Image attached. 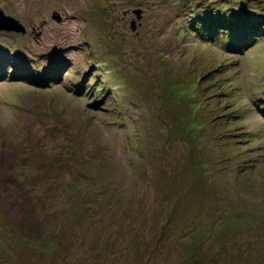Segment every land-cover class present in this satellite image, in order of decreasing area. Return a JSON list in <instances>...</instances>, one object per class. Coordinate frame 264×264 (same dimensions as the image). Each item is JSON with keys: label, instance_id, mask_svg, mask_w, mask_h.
Segmentation results:
<instances>
[{"label": "rangeland", "instance_id": "1", "mask_svg": "<svg viewBox=\"0 0 264 264\" xmlns=\"http://www.w3.org/2000/svg\"><path fill=\"white\" fill-rule=\"evenodd\" d=\"M198 1L0 0V264H264V0Z\"/></svg>", "mask_w": 264, "mask_h": 264}, {"label": "trees", "instance_id": "2", "mask_svg": "<svg viewBox=\"0 0 264 264\" xmlns=\"http://www.w3.org/2000/svg\"><path fill=\"white\" fill-rule=\"evenodd\" d=\"M241 2H243V1H241ZM241 2L239 1L238 3L241 6L239 9H241L242 13L237 14L234 17V19H233L234 21H232V22H234V24L241 21L242 19H244V21H247L248 19H252L254 21L257 18H259L258 16H255V15L252 17H251V15L249 16L248 13H246V10L243 12L242 6H243L244 2L243 3H241ZM198 3L200 4V0L198 1ZM226 6H227V4L222 5V7H219V5H218V7L216 9L220 8V10H222ZM232 10H235V8H233ZM218 24H221V23H218ZM212 30H213V28H212ZM0 48H1L0 49V67H2L3 66L2 62H4L5 60H7V62L9 61V49L7 48V46H3L2 44H0ZM16 55H17V58L12 60V61L14 63H18V64L20 62H22V68H26V66L28 65L27 60L19 54H16ZM11 57H13V54H11ZM8 67H9V65H8ZM27 71H30V70H27ZM29 74H32V73L25 72V70H23V69H18L12 75L11 78L12 79H18V77L25 78L26 76H29ZM8 76H11V74H9ZM0 77H2L1 74H0ZM3 78L4 77H2L0 79H3ZM26 196L27 195L24 194L23 197L25 198ZM25 200H26V198H25ZM31 210H33V211L36 210L35 204L34 205L31 204V206L27 210H23L22 212L27 216V218L33 217V218L29 219L32 222L31 224H33V225H28V224L23 225V223L17 222V220L14 222L15 229H16L19 237H21L22 239H25V240H28V238H29V240L34 241L35 243H37L41 247L50 248V247L56 245L55 239L57 238V236H56L55 232H53L52 229H50L43 220H40V218L36 215V213H31L30 212ZM36 226L38 227V229L36 228ZM57 239H59V238H57Z\"/></svg>", "mask_w": 264, "mask_h": 264}, {"label": "water", "instance_id": "3", "mask_svg": "<svg viewBox=\"0 0 264 264\" xmlns=\"http://www.w3.org/2000/svg\"><path fill=\"white\" fill-rule=\"evenodd\" d=\"M137 15V11H135ZM133 22V21H132ZM130 23V29H133V23ZM15 31L24 33L26 31L25 26L12 16L4 15L0 9V30Z\"/></svg>", "mask_w": 264, "mask_h": 264}]
</instances>
